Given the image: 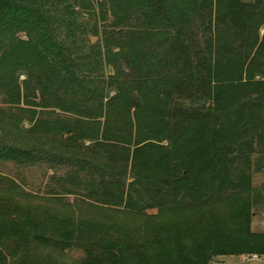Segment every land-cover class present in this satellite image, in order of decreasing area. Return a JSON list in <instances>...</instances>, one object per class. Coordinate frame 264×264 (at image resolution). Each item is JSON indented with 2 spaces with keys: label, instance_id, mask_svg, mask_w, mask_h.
Returning <instances> with one entry per match:
<instances>
[{
  "label": "trees",
  "instance_id": "trees-1",
  "mask_svg": "<svg viewBox=\"0 0 264 264\" xmlns=\"http://www.w3.org/2000/svg\"><path fill=\"white\" fill-rule=\"evenodd\" d=\"M263 25L260 0H0V90L8 98L89 119L98 110H120L116 116L130 123L151 103L144 135L130 134L118 155L98 141L49 162L82 170L90 195L100 192L98 176L111 192L102 195L108 204L134 217L226 210L220 229L152 244L109 240L105 230L71 233L61 222L44 226L0 207V264H57L53 257L70 252L82 256L75 264L264 256V233L250 228L251 162L264 156ZM96 69L101 81L90 72ZM16 71L26 77L17 85ZM36 93L40 100L31 103L27 95ZM29 153L0 143V159L21 163ZM105 154L108 161L100 160ZM150 157L162 158L154 166Z\"/></svg>",
  "mask_w": 264,
  "mask_h": 264
},
{
  "label": "rangeland",
  "instance_id": "rangeland-1",
  "mask_svg": "<svg viewBox=\"0 0 264 264\" xmlns=\"http://www.w3.org/2000/svg\"><path fill=\"white\" fill-rule=\"evenodd\" d=\"M87 1L91 5L102 2ZM243 1L254 3L257 0ZM260 1L264 3V0ZM76 10L80 9L77 7ZM82 17L87 20L86 15ZM106 19L107 25L113 20L109 12ZM97 23L102 28L100 22ZM263 35L264 25L259 30V39ZM91 41L94 43L96 38ZM104 71L108 75L113 74L112 66L105 63ZM90 72L101 81L99 69ZM25 79L22 71H16L12 77L15 85ZM20 90L22 93L21 87ZM27 98L29 101L32 99L31 103L38 102L40 95H27ZM144 106L137 120L132 123L116 116L120 110H98L96 117L89 119L85 115L74 116L57 110L32 107L31 104L23 103V100L18 103L0 90V143L12 149L15 147L30 151L27 160L21 163L10 158L0 159V207H5L10 213L17 211L32 216L44 226H57V222H61L59 226L62 230L71 233L80 230L85 234L89 230H105L109 240L120 235L129 242L166 243L181 236L200 237L220 229L226 213L223 208L206 206L165 213L147 211L145 215L134 217L108 204L109 198H103L102 195L110 197L111 192L106 186L101 188L102 182L97 181L98 176L95 181L100 192L96 196L90 195V186L85 184L82 170L65 161V164L49 162L54 159L53 155L71 157L78 154L79 147L90 148L98 141L108 145L107 152L118 155L121 151L120 142L126 141L130 134L144 135L146 118L151 114L146 107H150L151 103ZM162 145L167 146V143L163 142ZM104 156L109 155L99 156V159L108 161ZM161 158L150 157V160H154L155 166ZM117 163L121 165L120 157H117ZM251 164L250 228L252 232L264 233V156H253ZM45 252L41 254L45 255ZM253 257L255 255L249 254L214 257L209 264H264V256L256 259ZM79 258L82 256L77 252L53 257L57 264H75Z\"/></svg>",
  "mask_w": 264,
  "mask_h": 264
},
{
  "label": "built area",
  "instance_id": "built-area-1",
  "mask_svg": "<svg viewBox=\"0 0 264 264\" xmlns=\"http://www.w3.org/2000/svg\"><path fill=\"white\" fill-rule=\"evenodd\" d=\"M257 256L253 257L254 259H256Z\"/></svg>",
  "mask_w": 264,
  "mask_h": 264
}]
</instances>
